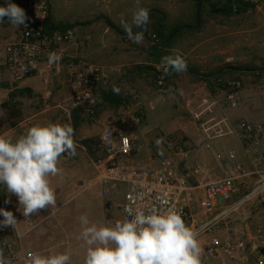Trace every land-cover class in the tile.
I'll return each mask as SVG.
<instances>
[{
	"label": "crops",
	"instance_id": "crops-1",
	"mask_svg": "<svg viewBox=\"0 0 264 264\" xmlns=\"http://www.w3.org/2000/svg\"><path fill=\"white\" fill-rule=\"evenodd\" d=\"M245 7L247 6H229L226 0L223 7L215 10L217 13L214 16L212 15V17L203 21L199 17L200 8L197 7L196 17L188 27H174L170 29L171 31L168 30L165 33L164 28L159 25L153 33H158L160 42L157 47L151 48H155L153 52H157V57L152 58L150 56L148 64L163 70L162 58L175 54H179L186 61L188 66L186 72L175 73L170 71L166 75V80H170V86L175 88V92L164 94L171 95V105L175 112L181 109L193 118L191 112L194 107L191 104L194 106L199 104L201 97L207 95H212L218 99L219 104L211 108L212 111L208 116L203 117L201 120L192 119L194 125L198 126L201 132V139L198 142H195L186 130L182 131L181 135L185 138V141L180 145L188 153V159L184 160L180 155L172 156V159L179 165L180 174H186L190 182L194 184L227 177L231 167L228 162V155L230 152L235 153L238 163L250 175L240 181L238 184L240 191L232 195L230 202H237L246 196L249 199L239 207L238 213L231 217L230 225L242 227L245 234H247V240L253 246L252 250L254 252L258 241L254 236L255 230L258 227L264 228V187L257 194H252L256 189L257 181L264 176V137L256 138L253 151L248 154L236 131L242 121L250 123L264 122V10H262L264 4L259 7H252L255 9L253 20L249 15L250 10L244 15L240 13ZM226 20L230 22L227 24ZM79 46H81L80 43L76 45L63 44L53 47L50 52L43 53L38 61V69L45 74L38 72L34 77L14 83L3 72L0 79V88L5 93L0 96V134H4L9 138H16L25 133L28 127L32 125L47 124L49 122L68 123L75 130L74 139L78 145L77 155L75 157H61L59 167L62 172L60 175L51 178V185L56 190L57 204L64 198L65 189L71 188L74 183H78V188L82 189L83 187L84 190L99 186L103 198V188L97 170L93 165L94 161L99 159L94 158V149L89 146L92 143V136L99 131L97 129L90 131L82 124L84 114L79 110H74L69 120L55 107L58 103L67 102L73 93V85L69 84L73 69L78 72L85 71L87 64H94L103 69L111 68H106V66L97 63H86V54L84 50L79 49ZM164 49L169 50V53H166ZM51 52H56L62 56L59 63H48V55ZM100 52L98 49L95 58H97V54L100 55ZM2 64H4V59ZM2 64L0 63V66ZM130 72L129 75L132 76L135 71ZM129 75L125 77V80L130 78ZM114 77L115 75L111 74L112 82ZM217 77L241 81L243 87L241 93L237 96L236 106L232 107L224 99L223 89L215 83ZM14 91L19 92L20 104L24 103V105L22 109L19 108V115L11 119L3 104L10 101ZM95 95L98 103L102 102L107 110L112 109V112L118 113V117L108 118L105 114L100 115L97 109L98 120L96 123L101 131L112 128L117 120L123 118L128 122L126 133L133 140L137 137V140H135L136 151L132 156L122 159L121 162L141 168L158 167L160 160L166 158L167 155L161 149L156 150L154 144H140V137L135 133L136 126H131L132 113L128 111L127 115L125 113L121 117L119 114H123L122 109H120L123 107L122 104L109 103L104 99V94L102 97H99L97 93ZM132 95L135 96L132 99L137 96L134 95V92ZM129 103L127 101L123 105ZM46 105L51 107L46 109ZM26 118L31 119L30 124L16 128V125ZM179 119L181 118L179 117ZM205 124L209 128L216 125L215 130L213 132L201 130L200 126ZM188 125L185 123L187 129ZM85 140L90 142L86 145ZM236 142L240 145V149L235 145ZM90 169L91 172H89ZM124 190V187H118L110 194L116 204L122 202ZM76 191H72V194ZM16 199L18 198L15 195L7 193L3 185L0 186V207L9 209L18 221L16 229L13 231L19 237L16 248L19 247L23 253H29L25 251L21 243L23 235L29 230H34L39 224L45 223L52 215L53 210L49 207L22 220L16 216L17 211H19V203L15 202L11 206H7V203ZM103 200L105 207V199L103 198ZM220 206H224V204H220ZM19 212L22 214L21 211ZM23 221L25 222V228L28 229L26 232L21 230ZM226 234V231L221 230L218 235L223 238ZM46 237L39 241H45ZM222 259L210 264H244L230 262L225 257ZM248 264L257 263L252 259Z\"/></svg>",
	"mask_w": 264,
	"mask_h": 264
},
{
	"label": "built area",
	"instance_id": "built-area-1",
	"mask_svg": "<svg viewBox=\"0 0 264 264\" xmlns=\"http://www.w3.org/2000/svg\"><path fill=\"white\" fill-rule=\"evenodd\" d=\"M12 2L25 10L28 26L27 28L21 26L19 36L5 45V61L4 65L0 66V79L6 68L12 81L19 83L36 76L38 72H43L38 69V61L43 53L50 52L53 47L63 44L76 45L79 43V37L70 27L55 29L50 34L46 33L51 15L48 0H14ZM227 2L231 6L259 7L264 0H227ZM89 42L90 39L86 38L81 45L87 47L90 45ZM159 42L158 34L150 35L151 47H157ZM21 63L29 67V70L23 74L19 71ZM130 70L131 68L122 66L103 69L94 64H87L85 71L82 72L73 69L69 78V84L73 85V93L67 102L58 103L55 106L56 109L69 120L73 111L79 110L97 121L98 102L95 95L97 89L108 87L111 74L125 75ZM215 83L217 86H222L227 103L232 107L236 106L237 96L243 87L241 81L216 78ZM156 84L163 93L169 92V89L175 92V88L168 85L164 75L157 77ZM136 98L140 99V96L137 95ZM218 104V99L212 95L203 96L199 104L195 106L191 104L194 107L191 115L201 120L208 116L212 107ZM50 107L46 105L45 108ZM30 122L31 119L26 118L20 121L16 128L25 127ZM130 122H139V117L133 114ZM127 124L128 122L120 118L112 128L102 134L98 145L102 156L93 164L103 188L105 209L111 211L115 207L120 208L125 218L128 215L126 209L129 208L133 211L137 208L148 211L174 207L182 213L186 225L198 233V239L203 248L202 264L223 260V257L233 263L248 264L254 259L257 264H264V228L258 227L255 230L254 236L258 241L253 252V246L247 240V234L242 227L230 225L231 217L238 213L239 207L249 199L246 196L237 202H230L232 195L240 191L238 185L240 181L250 175L238 163L235 153L230 152L228 155L231 167L227 177L192 184L186 174H180L179 165L172 159L175 155L182 156L184 160L188 159V153L180 144L166 142L167 144L161 145V150L167 157L161 159L159 166L155 168H141L121 162L122 159L132 156L137 149L135 144L137 137L133 140L126 133ZM202 127L203 131L213 132L216 125L209 128L205 124ZM236 132L247 153L250 154L256 138L264 137V122L242 121ZM256 184L252 194H257L264 187V176ZM118 187H124L125 190L122 202L116 204L110 194ZM221 200L228 204L220 206ZM0 209L10 211L3 207ZM2 219L3 216L0 215V220ZM221 230L227 233L223 238L218 235ZM13 231L11 227H0V249H3L5 255L13 260V264H26L28 253L21 252L19 247L16 248L19 237Z\"/></svg>",
	"mask_w": 264,
	"mask_h": 264
},
{
	"label": "rangeland",
	"instance_id": "rangeland-1",
	"mask_svg": "<svg viewBox=\"0 0 264 264\" xmlns=\"http://www.w3.org/2000/svg\"><path fill=\"white\" fill-rule=\"evenodd\" d=\"M48 1L52 9L50 18V26L52 28L70 26L77 32L80 45L86 38L90 39L89 46H79V49L84 50L86 54V63H97L106 66V68L115 66L129 67L131 68L130 71H135L132 76L129 75L131 72L120 76L115 75L113 82L110 81L111 84L108 85V89L99 88L96 93L99 97H102L103 92L113 91L114 86L119 87V96L127 99L125 102H130L127 105H122L123 107L120 109H122L123 114L120 113L119 115L122 117L125 113L127 115V113L131 112L132 115L139 117L138 124L131 123V126H136L135 133L140 137V144H154L156 150H160V146L167 144L166 142L182 144L185 141V138L181 135L184 130L191 134L195 142L201 139V132L192 120L194 117L191 118L181 109L175 112L171 105V95L164 94L157 87V77L159 75L167 76L163 70L148 64L150 56L152 58L157 57V52H153L155 48L151 49L152 47L150 46V35L154 34L153 32L159 25L164 28L165 33L174 27H188L193 23L194 17H196L197 7L200 8V20L203 21L212 17V15L214 16L217 13L215 10L225 5L226 0H140L141 6L150 10V23L147 25V30L134 29V31L144 32V40L141 44H136L129 40L122 28V22L131 23L132 13L136 8V0ZM5 5L6 0H0V6ZM249 10V15L253 20L255 16L254 8L245 7L240 13L244 15ZM228 22L230 21H227V24ZM19 34L20 28L11 25L7 18L0 22L1 64L3 59L5 61L4 46L15 40V37L19 36ZM98 49L101 52L95 58V53L98 52ZM164 51L169 53V50L164 49ZM4 74L7 75L6 77L9 76L8 78H11L6 68ZM128 75L130 78L125 80ZM167 82L170 86V80ZM133 92L134 95L140 96V100L137 98H134L135 100L132 99L135 97L132 95ZM13 93H16L17 96L12 101H16L17 109H22L24 103L20 104L21 97L18 94L19 92L14 91ZM4 94V90L0 88V96ZM106 108L102 102L98 103L100 115L105 114L108 118L118 117L117 112H112V109L107 110ZM185 123L189 124L188 129L185 127ZM82 124L90 131L93 129L99 131L92 136V143L89 146L94 149V158L100 159L102 154L98 149V145L100 136L103 134L101 132L105 131H101L96 121L85 115L82 118ZM200 129L203 130L204 128L200 126ZM157 140H160L161 143L157 144ZM235 145L240 149V145L237 142ZM134 163L138 164L137 162ZM89 172H91V169ZM71 186V188L65 189L62 201L59 204L56 203L55 207L50 208L53 212L48 220L23 235L21 243L25 251L44 254L49 251H69L72 255V264H83L85 248L82 246V242L76 238L80 232L78 218L81 215H87L90 223H96L97 225L106 224L110 221L115 222L124 218L120 208H115L111 211L105 209L99 186L85 190L83 187L82 189L78 188V183H74ZM74 190L77 191L72 194ZM15 202L18 203V199L7 203V206H11ZM220 204L225 205L228 203L221 200ZM4 206L6 205L4 204ZM16 216L22 220L25 218L19 211H17ZM21 230L22 232L28 230L25 228L24 221L22 222ZM45 236H47L45 241L40 242L39 240Z\"/></svg>",
	"mask_w": 264,
	"mask_h": 264
},
{
	"label": "clouds",
	"instance_id": "clouds-1",
	"mask_svg": "<svg viewBox=\"0 0 264 264\" xmlns=\"http://www.w3.org/2000/svg\"><path fill=\"white\" fill-rule=\"evenodd\" d=\"M5 18L17 28L28 26L25 10L11 0L0 6V22ZM149 23L150 10L136 0L131 23L122 22V28L129 40L141 44L144 32L134 29L146 31ZM61 59L56 52L48 55L49 64H57ZM161 64L165 75L170 71L186 72L188 67L179 54L164 56ZM28 70L21 63L20 73ZM113 91L119 94L120 89L114 86ZM74 136L70 124L52 122L32 125L16 138L0 134V185L18 198V210L25 218L56 206L51 178L62 172L61 157L77 155ZM126 211L128 215L124 219L100 225L90 223L87 215L78 218L80 232L76 238L85 248L83 264H202L203 248L198 233L186 225L179 210L165 207ZM0 215L3 216L0 227L16 229L18 221L11 211L0 209ZM0 264H13L3 249H0ZM26 264H72V255L69 251L29 252Z\"/></svg>",
	"mask_w": 264,
	"mask_h": 264
},
{
	"label": "trees",
	"instance_id": "trees-1",
	"mask_svg": "<svg viewBox=\"0 0 264 264\" xmlns=\"http://www.w3.org/2000/svg\"><path fill=\"white\" fill-rule=\"evenodd\" d=\"M227 4H228V2H227ZM229 6H231V5H229ZM228 7V6H227ZM229 8V7H228ZM233 9V8H232ZM57 26H59V25H57ZM66 27H68V26H66ZM70 27V26H69ZM61 28H64V27H57V28H52L51 26H50V24L47 26V31H46V33L47 34H50L51 33V31H53V30H55V29H61ZM217 78H222V79H224L225 77H217ZM233 80V79H232ZM238 81V80H237ZM218 87H220V88H222V86H218ZM104 94V99L106 100V101H108L109 103H116V104H118V105H123V103L127 100V99H124L123 97H121V96H119V95H117L115 92H113V91H108V92H104L103 93ZM17 96V94L16 93H13L12 95H11V97H10V101L8 102V103H4L3 104V107L4 108H6L7 109V113L9 114V116L11 117V119L13 118V117H16V116H18L19 115V109H17V103H16V101H12L13 99H14V97H16ZM140 100V99H139ZM7 104H9V105H7ZM88 142H90V141H85L84 143L87 145L88 144ZM90 151H91V154H92V150L90 149Z\"/></svg>",
	"mask_w": 264,
	"mask_h": 264
}]
</instances>
